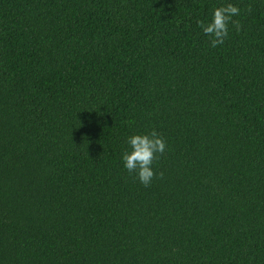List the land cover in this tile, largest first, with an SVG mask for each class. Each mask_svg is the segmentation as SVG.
<instances>
[{"label": "trees", "instance_id": "obj_1", "mask_svg": "<svg viewBox=\"0 0 264 264\" xmlns=\"http://www.w3.org/2000/svg\"><path fill=\"white\" fill-rule=\"evenodd\" d=\"M0 264H264V0H0Z\"/></svg>", "mask_w": 264, "mask_h": 264}, {"label": "clouds", "instance_id": "obj_2", "mask_svg": "<svg viewBox=\"0 0 264 264\" xmlns=\"http://www.w3.org/2000/svg\"><path fill=\"white\" fill-rule=\"evenodd\" d=\"M247 11H253L251 5L247 7ZM240 15L239 7L228 3L213 9L211 22L197 21L203 33L210 38L211 47L223 44L228 36V26L231 23L237 32L242 28L239 20H233L234 16ZM129 149L122 152L121 159L124 168L129 173H135L139 181L144 186H149L155 176H163V173H156L153 170L154 161L158 160L166 150V141L163 136L155 129L144 134H133L127 140Z\"/></svg>", "mask_w": 264, "mask_h": 264}]
</instances>
